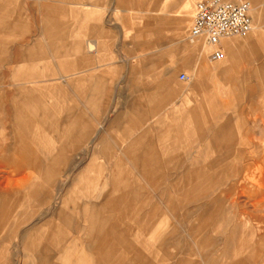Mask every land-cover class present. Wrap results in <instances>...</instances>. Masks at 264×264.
I'll use <instances>...</instances> for the list:
<instances>
[{
    "label": "crops",
    "instance_id": "obj_1",
    "mask_svg": "<svg viewBox=\"0 0 264 264\" xmlns=\"http://www.w3.org/2000/svg\"><path fill=\"white\" fill-rule=\"evenodd\" d=\"M248 1L251 4L253 1L254 7H252V11L255 12L257 27L256 33L247 40L255 42L252 46L259 47V42L264 38V21L262 14L258 12L260 0ZM119 2L129 6L133 4L142 6L146 3V0H119ZM193 2V0H185L182 4L181 10L185 14L181 15L184 19L180 18L181 23H179V26L181 28L185 27L187 23V13L190 12ZM12 3L13 0H0V68L7 66L5 73L9 72L12 76L22 80L14 84L15 90L10 93L12 97L11 112L14 145L9 153L5 152L4 155H0V166H10L12 172L20 176V180L18 185L12 188V192L0 197L1 201H3L0 223L7 218L9 201L14 199L15 196L16 198H25L27 194H33L36 197V204H48L51 201L53 187L58 185L57 179L60 176L69 177L68 174L72 169L69 164L72 160L70 153L82 149L86 131V126H82L81 105L85 112L87 103V110L94 112L93 120L97 121L99 120L97 116L100 113L101 118L108 113L111 115L116 108L115 104L118 97L121 98L122 96L127 99L129 96L127 94H121V96L114 93L111 94L108 78L92 72L86 76L87 84L85 87V78L83 71H81L80 76L79 73H76L75 76V94L77 96L78 109L70 112L63 122L60 121L55 116V112L49 109L43 98L36 93L35 87L31 85V83L38 82L35 77L39 74L35 71V67L31 68L30 66H32L34 60L50 58V53H54L57 58H65L81 49V46L73 39L71 42L67 41L75 35L71 24L65 19L70 8L67 5L54 3V1L40 3L37 7L36 15H34L36 19V25L33 29V34L36 36L35 43L30 44V38L20 36L23 31L22 22L25 20L30 21V17L9 11L7 7ZM8 37L12 38L5 40ZM236 38L239 37H228L220 41L219 47L223 51L224 59L217 61L226 60L224 50H227L231 61L234 64L238 62V56L242 55L240 52L242 41L240 38ZM62 42L63 44H60ZM198 42H201V40L199 39ZM205 42L207 44L204 43L200 49L202 58L207 57L209 48H213L207 41ZM233 44H238V46ZM88 45L90 51L95 47L91 42ZM3 51L6 53L4 57L1 54ZM213 51L209 54V58ZM250 54L251 57L259 58L258 50L256 49L255 51L251 50ZM54 55L53 57H55ZM61 62L63 67H59V69L63 68L65 73L79 68V66H76L75 60H63ZM86 66L92 68V65L89 66L87 64ZM257 72L259 74L253 75L258 80L256 84H235V87L239 86L248 90L242 95H264L263 59L261 60V65L257 68ZM233 75L229 70L220 72L218 76L213 78L210 74L203 73L200 75L199 81L217 80L216 82L229 83L230 80L237 79ZM181 79V75L179 79L173 75L140 78V85L147 86L149 81H152L151 83L158 84L161 87L135 91L132 100L125 101L120 108L121 111H124V114L119 113L115 117H110L109 123H106L107 129L99 136L100 148L97 152H104L105 158L109 159L111 157L110 153L115 150L114 146L119 143L113 138L114 135H131L130 138L126 139V142L130 143L128 156L144 158V161H136L131 164L138 167L139 171L136 170L138 174L142 173L148 176L149 181L152 182L151 185L154 182L156 183V178L159 177L158 171L161 167L172 163L183 165L186 160H157L155 159L157 152L154 146L146 147L147 149L144 153L137 151L144 149L145 146L143 144L151 141L161 140L166 142L168 139L181 140L185 138L182 134L186 128L184 124L193 125L191 130L197 131L198 140L210 139L211 142L207 146L211 147V150H217V153L212 156L209 154L199 155L191 161V166L186 169L181 168V174L173 184L176 190L175 193L168 192L167 195L153 194L152 199H155V201L153 200L151 208L147 211L142 210L138 204H135L138 203V200L145 198L146 195L139 187L132 188L133 185L129 174L121 169V166L125 164L122 162L104 164V167L113 168L104 181V187L107 186L106 192L104 195L101 193L97 197L100 201L86 200L80 206V223H77L73 215L67 212L72 200L71 194L74 192L85 193L86 189L93 186L96 181V177L92 175V169L96 167L93 164L86 165L75 175L72 185L69 186L67 193L63 195L60 212L57 217L61 220L60 223L48 222L45 225L50 229L42 232L39 239L31 240V243L29 242L26 245L28 256L33 258V264H50L55 261V258L62 260L63 264L73 260L72 257L67 256V253L60 254L57 257L52 255L50 247H55L63 242V245L68 246L82 245V249L87 251L77 258L76 264H149L146 255L143 254L137 242L147 244L151 253L162 250L168 259L171 256L169 253L171 229L167 226L165 213L172 209L178 210L184 203L203 202L208 199L207 196L209 194H215L219 190V193H221L216 195V197H211V200L208 199L209 202L204 201V203H210L209 206H200L195 213L196 219L192 225L191 234L198 239L196 243L205 247L211 244L218 245L219 243H224L227 246L230 237L222 238L220 236H223L222 234L226 232L233 236L240 230L238 225H233L231 228L226 227L217 230L220 236L216 238L212 236L214 232L212 228L220 221V216L222 215L224 197H230L234 194L235 197L232 199V204L236 209L233 212V216L234 218L240 217V224H247L252 220L256 221L255 225L250 226L249 231L253 236H256L257 244L261 248L253 247L249 250L248 247L243 245V247L241 246L240 249L234 251L233 256L230 254L226 255L227 264H264V254L261 252L264 247V215L260 213V210L264 209V147L262 146L261 150L255 149L247 152L239 147L238 144L255 142V138L251 136L254 131L250 130L245 135V138L241 140L235 139L236 135L232 131L233 122L246 119L247 114L251 113L252 110H248V107L242 104L237 110L232 111L230 110L229 102L219 99V94L216 91L212 89L202 90L195 87L194 91L199 93L203 91L202 98L209 101L208 105L210 108L205 110L202 105H198L199 107L194 106L188 111L181 112L182 91H180L179 85V80ZM2 97L0 91V103L3 100ZM168 107L172 109L169 113L172 121L169 124L166 121L161 122L164 127L161 131L165 135L162 137L151 136L152 133L157 134L160 132L154 127L156 125H153L151 119L153 117L160 118L163 115L161 111ZM178 109L180 110L179 112ZM84 120H86V117ZM146 123H148V128H146ZM35 125L50 131L54 135L53 138L57 145L53 143L59 147V149L51 153V156L44 160L41 159L39 151H35L27 143L28 138H32L35 134ZM141 127H145V131L137 133L136 131L141 129ZM147 129L149 130L147 131ZM206 131L209 137L206 135ZM249 159H252V164ZM218 161L224 162L225 168L223 170H218ZM233 161L237 165V172L233 171ZM78 164L80 163L78 162ZM249 165H257L260 171L259 174H251V176L250 173H247L246 170H248ZM28 166H33L40 179L38 178L36 181L26 173V167ZM8 180L9 183L11 181L14 182L11 178H8ZM61 189H65V181L61 183ZM244 195L253 198L251 204L254 209H250L246 202L239 200ZM14 202L17 201H13L11 204H14ZM159 204L164 207L160 208ZM172 205L174 206L173 208L171 207ZM161 216L164 217L163 220L160 219ZM129 218L134 223H137L136 229L138 231L135 237L141 239L140 241L132 242L130 239L129 232L133 231V228L126 223ZM161 221L164 223L163 225ZM62 224L69 227H77V231L82 232L84 237L73 238L69 241L66 239V232L61 228ZM246 231L248 230L244 229V232ZM144 239L148 240L144 241ZM191 250L192 244L189 243V246L180 248L179 252L185 254ZM179 264H190V261L184 258Z\"/></svg>",
    "mask_w": 264,
    "mask_h": 264
},
{
    "label": "rangeland",
    "instance_id": "obj_2",
    "mask_svg": "<svg viewBox=\"0 0 264 264\" xmlns=\"http://www.w3.org/2000/svg\"><path fill=\"white\" fill-rule=\"evenodd\" d=\"M48 1L67 5L70 8L65 19L71 24L75 35L67 41L71 42L73 39L81 46V49L65 58H57L54 53H50V58L37 59L32 62V66L30 67H35V71L39 75L35 77L38 82L31 83V85L35 87L36 93L43 98L46 106L52 109L55 112V116L62 122L70 112L76 111L78 104L75 94V76L76 73H79L80 76L81 71H83L85 78V87L87 84L86 76L92 72L93 74L108 78L111 94H118V96L127 94L129 96L127 99L122 96L121 98L118 97L115 104L116 108L112 111L111 115L108 113L107 117L103 116L101 118L100 113L97 116L99 118L97 121L93 120L94 112L87 110V103L85 105V112L81 105L82 126H86V131L82 142V149L70 153L72 160L69 164L72 169L68 174L69 177L60 176L57 179L58 185L53 187L51 201L48 204H36V197L33 194H27L25 198L13 196L16 199L9 201L7 218L4 222L0 223V264H33V258L32 256H28L26 245L29 242L31 243V240L39 239L42 232L50 229L45 225L48 222L60 223L61 220L57 217L60 212L63 195L67 193L69 186L72 185L75 175L86 165L93 164L96 167L92 169L93 174L91 173L96 177V181L93 186L86 189L85 193L74 192L71 194L72 200L67 212L73 215L77 223H80V206L86 200L100 201L97 197L101 193L104 195L106 192L107 186L104 187V181L107 174L113 168L104 167V164H118V162L125 164L121 166V169L129 174L133 185L132 188L139 187L146 195L145 198L138 200V203L135 204H138L142 210L147 211L155 201V199H152L153 194L167 195L168 192L175 193L176 190L173 184L180 176L181 168L186 169L191 166V161L199 155L209 154L212 156L217 153V150H211V147L207 146L211 142L210 139L198 140L199 135L197 131L191 130L193 125L182 122L186 126L182 133L185 138L181 140L168 139L166 142L161 140L151 141L150 143L143 144L145 146L144 149L142 148L140 151H137L144 153L147 148L154 146L157 152L155 159L157 160H186L183 162V165L172 163L161 167L158 171L159 177L156 178V183L154 182L151 185L152 182L149 181L148 176L142 173L138 174L136 172V170L139 171L138 167L131 164L136 161H144V158L140 159L128 156L130 143L126 142V139L130 138L131 135H114L113 138L119 143L114 146L115 150L110 153L111 157L109 159L105 158L104 152H97L100 148L99 136L107 129L106 123H109L110 117H115L119 113L124 112L120 108L125 101L132 100L135 91L161 87L158 84L151 83L152 81H149L147 86L140 85V78L173 75L179 79L181 73L189 75V80H179L180 91H182L181 112L188 111L190 108L198 105H202L205 110L210 108L208 105L209 101L202 98L203 91L200 93L196 92L194 91L195 87L202 90L212 89L216 91L219 94V99L229 102L230 110L232 111L237 110L241 107L240 105L245 104L248 110L251 109L252 112L247 114L246 119L233 122L232 131L236 135L235 139L241 140L245 138V135L250 130H253L254 133L251 136L255 138V142H248V144L239 143L238 146L247 152L254 151L255 149L261 150L262 146L264 147V95L254 96L246 94L244 96L242 94L246 93V91L248 92V90L242 89L239 86L235 87V84H256L258 80L253 75L259 74L257 68L261 65V60H264V38L259 42V47L252 46L255 42L247 40L256 33L255 12L252 11L255 24L254 30L244 37L236 36L242 41L240 46L242 55L238 56V62L234 64L229 58L227 50H224L226 60L223 61H212L208 57L214 48H209L207 57L202 58L200 56V49L206 43V40L204 38H196L195 40L189 38L196 11L195 6L199 0H193L192 8L187 13V23L183 28L179 26V23H181L180 18L184 19L181 15L185 13L181 10V7L185 0H146V3L142 6L137 4L124 5L119 0H13V3L7 9L12 12L14 11L15 14L30 17V21L25 20L22 22L23 31L20 33V36L30 38V44L35 43L36 36L33 34V29L36 25L34 15H36L37 7L40 3ZM251 6L254 7L253 1ZM258 12L262 14L264 21V0H260ZM10 38L12 37H8L5 40H9ZM199 39L202 43L198 42ZM63 42L60 44H63ZM90 42L95 45L92 51L88 49V43ZM233 45L238 46V44ZM255 49L258 50L259 58L255 56L251 57L250 51H255ZM1 54L2 57L6 56L5 51ZM63 60H75L76 66H79V68L65 73L63 68L59 69V67H63L61 62ZM87 64L89 66L92 65V68L87 67ZM6 67L0 68V91L3 96V100L0 103V155H4L5 152L9 153L11 147L14 145L11 112L12 97L10 93L15 90L14 84L22 80L12 76L9 72L5 73ZM227 70L232 72L233 76H236L237 79L230 80L229 83L216 82L217 80L199 81L200 75L203 73L210 74L213 78L214 76H218V73ZM74 72L75 74H73ZM171 110L169 107L165 108L161 111L163 115L160 118L153 117L151 119L153 125H156L154 127L160 131L157 134L152 133L151 136L162 137L165 135L161 131L164 128L161 122L166 121L169 124L172 121V117L169 115ZM85 117L86 120H84ZM147 124H145L146 128H148ZM179 125L182 127L180 123ZM34 128L35 134L32 138H28L27 143L30 144L32 149L39 151L42 160L47 159L52 155V152L59 149L53 138L54 135L37 125ZM146 128L141 127L136 132H143ZM205 133L207 135L208 132L206 131ZM249 162L252 164V159H249ZM76 164L78 165L76 166ZM217 167L218 170H223L225 168L224 162L218 161ZM236 169L237 165L233 161V171L237 172ZM26 171L36 181L38 178L40 179L38 173L34 171L33 166L26 167ZM246 171L250 175H258L260 172L257 165H249ZM8 178H11L14 182L11 181L9 183ZM19 180L20 176L13 173L10 166H0V197L12 192V188L18 185ZM63 181H65L64 190L61 189ZM219 191L215 194H209L207 198L211 200V197H216V195L221 193ZM233 197H235L234 194L230 197H224L220 221L218 219L219 222L212 228L214 231L212 236L216 238L220 236L217 230L226 227L231 228L233 225L239 226L240 230L233 235L234 237L230 236L228 232L220 236L222 238L230 237L227 246L224 243H219L218 245L211 244L205 247L196 243L198 239L191 234L192 225L196 219L195 213L200 206H209L210 203H204V201L209 202L208 199L203 202L184 203L178 210L172 209L165 213L167 226L171 229L169 237L171 242L169 253L171 256L168 259L162 250L151 253L147 244L137 242L143 254L146 255L149 264H179L184 258L189 259L190 264H227L226 255L230 254L233 256L234 251L240 249L243 245L248 247L249 250L253 247L261 248L257 244L256 236H253L249 231L250 226L255 225L256 221L252 220L250 223L240 224V217L234 218L233 212L236 208L232 204ZM1 200L0 219L2 215L1 208L3 206V201ZM239 200L246 202L250 209H254V206L251 204L253 198L244 195ZM13 201L17 202L11 204ZM159 206L160 208L164 207L161 204ZM171 207L173 208L174 206L172 205ZM260 213L264 215V209L260 210ZM160 219L163 220L164 217L161 216ZM126 223L133 228V231L129 232L132 242L140 241L141 239L135 237L138 231L136 229L137 223H134L131 218L127 219ZM161 224L163 225L164 223L161 221ZM62 225L61 228L66 232V239L69 241L73 238L84 237L82 232L77 231V227ZM244 229L248 231L244 232ZM146 240L148 239H144V241ZM63 243L50 247V250L52 255L56 257L64 253H67L68 257H72L73 260L67 262V264H76L77 258L87 252L82 249V245L68 246L63 245ZM189 243L192 244V250L189 253L184 254L179 252L180 248L189 246ZM248 249L246 248V250ZM261 252L264 254V247L261 249ZM55 261L50 264H63V261L59 258H55Z\"/></svg>",
    "mask_w": 264,
    "mask_h": 264
},
{
    "label": "built area",
    "instance_id": "obj_3",
    "mask_svg": "<svg viewBox=\"0 0 264 264\" xmlns=\"http://www.w3.org/2000/svg\"><path fill=\"white\" fill-rule=\"evenodd\" d=\"M251 7L248 0H199L195 6L189 38H204L215 47L210 58L222 60L224 54L219 47L222 39L232 36L244 37L253 31ZM181 78L188 80L189 76L181 73Z\"/></svg>",
    "mask_w": 264,
    "mask_h": 264
},
{
    "label": "bare ground",
    "instance_id": "obj_4",
    "mask_svg": "<svg viewBox=\"0 0 264 264\" xmlns=\"http://www.w3.org/2000/svg\"><path fill=\"white\" fill-rule=\"evenodd\" d=\"M211 46H213V45H211ZM213 48L215 49V47L213 46Z\"/></svg>",
    "mask_w": 264,
    "mask_h": 264
}]
</instances>
